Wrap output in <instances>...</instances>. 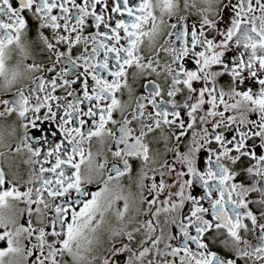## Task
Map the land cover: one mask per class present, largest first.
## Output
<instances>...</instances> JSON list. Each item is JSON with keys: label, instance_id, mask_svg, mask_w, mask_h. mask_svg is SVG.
Instances as JSON below:
<instances>
[{"label": "snow or ice", "instance_id": "obj_1", "mask_svg": "<svg viewBox=\"0 0 264 264\" xmlns=\"http://www.w3.org/2000/svg\"><path fill=\"white\" fill-rule=\"evenodd\" d=\"M0 264H264V0H0Z\"/></svg>", "mask_w": 264, "mask_h": 264}, {"label": "flooded vegetation", "instance_id": "obj_2", "mask_svg": "<svg viewBox=\"0 0 264 264\" xmlns=\"http://www.w3.org/2000/svg\"><path fill=\"white\" fill-rule=\"evenodd\" d=\"M0 246H2V245H0Z\"/></svg>", "mask_w": 264, "mask_h": 264}]
</instances>
